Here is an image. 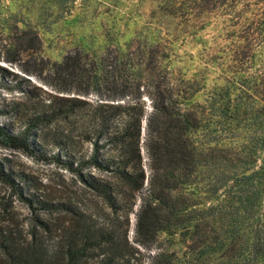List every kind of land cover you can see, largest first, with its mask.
Wrapping results in <instances>:
<instances>
[{"label":"trees","instance_id":"1","mask_svg":"<svg viewBox=\"0 0 264 264\" xmlns=\"http://www.w3.org/2000/svg\"><path fill=\"white\" fill-rule=\"evenodd\" d=\"M45 1L55 12L76 3ZM154 2L153 11L177 27L164 36L122 33L98 54L69 49L51 63L46 84L72 95H51L49 108L0 122V147L70 172L114 214L113 224L98 225L67 201L34 194L27 176L0 157V182L33 213L72 217L56 229L52 251L43 238L49 219L35 217L24 238L0 227V264H134L135 248L117 222L127 224L136 198L132 241L149 248L162 235L167 242L150 264H264V0ZM21 24L13 37L18 53L38 42L30 24ZM4 73L0 67V88L27 95L25 78L7 82ZM89 94L93 101L81 98ZM16 111L0 107V114ZM58 120L77 138L56 128L49 139L43 126Z\"/></svg>","mask_w":264,"mask_h":264},{"label":"rangeland","instance_id":"2","mask_svg":"<svg viewBox=\"0 0 264 264\" xmlns=\"http://www.w3.org/2000/svg\"><path fill=\"white\" fill-rule=\"evenodd\" d=\"M154 0H76L75 6L68 12H55L45 0H0V67L7 82L16 81L23 77L20 86L29 90L27 95L16 89L0 88V107H17L16 112L0 114V122L17 123L35 108L47 109L51 104V95H72L60 93L51 89L46 81L49 80V67L57 62L73 47H82L87 52L100 53L105 44L122 33L138 32L139 30H157L159 36H164L165 29L177 27L176 19L156 14L153 11ZM21 23H28L38 36V42L25 52H17L13 41L19 34ZM178 33L176 42L180 45L179 54L185 48L183 38ZM122 39V38H119ZM189 40V39H188ZM186 49V48H185ZM174 63V68H178ZM93 101L92 94L81 96ZM145 115L149 112L148 100L145 99ZM145 118L141 120L139 150L141 165L147 175L146 154L144 151ZM62 129L77 138V133L67 120H58L43 126L44 134ZM51 147L50 144H46ZM82 150L88 149L85 142L79 144ZM0 157L15 171L24 173L27 185L34 194L47 200H64L72 205L78 216L91 220L98 225H112L114 214L92 192L84 188L67 170L51 162L35 159L20 150L0 147ZM146 181V179H145ZM23 185V184H22ZM139 199L136 198L132 212L127 213V224L117 222L119 233L125 231V239L135 252L131 261L134 264H150L156 247L164 248L167 244L162 235L149 248L135 244L133 239L134 217ZM44 218L51 221V231L44 233L47 245L53 244L57 237L56 229L71 221L69 214L32 212L21 202L10 188L0 182V227L11 226L21 238L34 225V218ZM36 229V227H35ZM93 252L92 260L96 259Z\"/></svg>","mask_w":264,"mask_h":264}]
</instances>
